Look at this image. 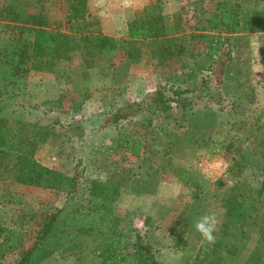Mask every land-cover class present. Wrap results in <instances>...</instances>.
<instances>
[{
    "label": "rangeland",
    "instance_id": "rangeland-1",
    "mask_svg": "<svg viewBox=\"0 0 264 264\" xmlns=\"http://www.w3.org/2000/svg\"><path fill=\"white\" fill-rule=\"evenodd\" d=\"M172 1L134 0L133 10L146 16L144 10L134 8L145 2H162L165 15L180 10L182 19L169 20V31L187 52L205 50L199 33L213 3L236 10L241 20L238 33L222 35L221 54L199 59L209 70L199 72L196 82L188 80L186 69L180 68L186 56L156 64L154 53L140 45L141 61L130 63L124 30L112 32V7L116 5L112 0H91L88 15L94 24L91 29L113 38L115 49L68 51L56 61L52 73L14 74L17 25L0 19V115L11 122L19 119L45 126L49 137L38 143L36 158L68 174L80 172L78 189L69 195L12 181L0 183V225L25 233L21 245L0 259V264H13L32 244L45 213L58 208H63L55 222L62 229L61 246L39 264L97 263L95 246L100 234H80L62 225L64 214L79 204L102 202L89 194L93 180L118 183L119 194L110 201L112 210L106 218L127 240L139 231L162 264H194L195 254L211 245L202 242L195 220L215 213L219 221L216 237L225 200L240 183L243 192H251L255 210L243 223V236L230 239H236L237 252L225 264H246L254 249L264 258V193L259 197L252 193L263 180L264 32L250 27L253 13L264 11V3L187 0L178 7ZM10 2L18 4L23 13L20 23L30 11H43L52 20L65 15L63 0H0V7ZM158 84H164L168 94L174 87L193 92L169 114L151 117L142 111L112 121L114 111L141 104ZM49 101H59L60 107L44 103ZM124 130L141 141L138 157L124 145ZM177 170L186 171L192 181L180 178Z\"/></svg>",
    "mask_w": 264,
    "mask_h": 264
},
{
    "label": "trees",
    "instance_id": "trees-1",
    "mask_svg": "<svg viewBox=\"0 0 264 264\" xmlns=\"http://www.w3.org/2000/svg\"><path fill=\"white\" fill-rule=\"evenodd\" d=\"M65 15L63 19L52 20L43 11L24 13L25 21L20 23L23 16L18 4L2 5L0 19L6 23L17 25L18 47L17 60L13 66L14 74L22 76L30 71L52 73L56 61L65 53L77 49H115L113 39L99 30H92L93 22L89 20L88 0H63ZM264 3V0H257ZM150 5L145 18H133L127 22L129 40L126 46V57L130 63H138L142 57L140 45H146L156 56L158 64L169 61L186 59L180 65L181 70L186 69L187 79L196 82L199 72L209 70L205 61L199 59H212L222 53L225 44L223 34H234L241 30V20L236 10L227 5L215 2L211 6L205 25L199 36L204 38V51L187 52L184 44L175 36L167 33L164 15L160 5ZM14 27V26H13ZM250 27L253 31L264 32V11H255L252 15ZM90 61V60H88ZM89 65L90 62H88ZM164 84H158L150 96L136 107L127 106L112 113V121L126 120L142 111L151 117H160L169 114L177 103H186L187 94L193 92L188 88L174 87L170 93ZM44 103L60 107L59 101ZM79 102L75 106H79ZM185 105V104H184ZM151 117L147 118L148 123ZM49 130L35 122L15 120L11 122L8 117L0 116V182L14 181L16 183L54 189L66 193H75L78 189L80 172L75 170L68 174L61 170L49 167L39 161L36 156L38 143L45 142L49 137ZM124 145L129 147L131 154L138 157L141 150V141L133 133L122 132ZM121 136V137H122ZM263 180L259 188L252 189L257 197L264 193V152L262 155ZM180 178L192 181L186 171L177 170ZM198 186V184H195ZM240 183L231 188L230 195L224 203V218L220 224L215 243L209 247L201 248L194 257V264H225L226 258L236 255L235 240L243 236V223L247 216L255 210L251 202V192H243ZM89 194L99 198V205L79 204L64 214L62 225L76 233L89 235L94 232L100 234L101 240L95 246L99 261L95 264H162L155 256L154 248L143 239L139 231H135L134 239L127 240L115 231L107 214L111 213L110 201L119 194L118 183L91 181ZM63 208L45 213L43 223L38 230L32 244L21 252L13 264H39L61 246L60 229L55 222ZM25 233L19 229L0 225V259L8 252L18 248ZM264 238V219L261 227ZM234 239L231 241L230 239ZM76 245H72V248ZM256 261L264 264L254 250L249 254L246 264Z\"/></svg>",
    "mask_w": 264,
    "mask_h": 264
},
{
    "label": "crops",
    "instance_id": "crops-1",
    "mask_svg": "<svg viewBox=\"0 0 264 264\" xmlns=\"http://www.w3.org/2000/svg\"><path fill=\"white\" fill-rule=\"evenodd\" d=\"M112 1H114L116 3V5L114 7H112V22H113L112 23L113 24L112 25V32L119 31L120 29L121 30L123 29L124 33L126 34V37L129 39L128 30H127V22L133 18H136V17L137 18H145L148 15V13L146 11L147 7L150 5H153V4H150V3L146 4V2H145V4L142 3L141 5H139V3L138 4L136 3V6L134 8H140L141 10H144V12L146 13V16L143 17V16L139 15L140 12H138V11L135 12L133 10L134 0H112ZM90 2H91V0L87 1V9H88ZM172 2H173L172 4H174V6L177 4L178 7L179 6L181 7V4L184 2L187 3V0H173ZM160 5L163 8V9H161V6H160L161 13L164 15V22H165L166 31L169 35L175 36V35H172L169 31V25H170L169 20L175 19L177 22H180V20L182 19V16L179 14L180 10L177 12L176 11L177 9H174L169 15H165V13H167V12H166L165 7L162 4V2H160ZM168 22H169V24H168ZM175 37L177 38V36H175ZM113 41L115 42L114 39H113ZM141 58H140V61H141ZM156 64H158L157 60H156ZM37 72L38 71H30L28 74L31 75L32 73H37ZM0 116H4V115H0ZM8 181H10V180H8ZM12 182H14V181H12ZM0 183H2V182H0ZM14 184L15 185H22V184H19L16 182H14ZM23 186H25V185H23Z\"/></svg>",
    "mask_w": 264,
    "mask_h": 264
},
{
    "label": "clouds",
    "instance_id": "clouds-1",
    "mask_svg": "<svg viewBox=\"0 0 264 264\" xmlns=\"http://www.w3.org/2000/svg\"><path fill=\"white\" fill-rule=\"evenodd\" d=\"M218 218L215 213H206L198 217L194 222L195 230L200 234L202 242L205 244H214L217 230Z\"/></svg>",
    "mask_w": 264,
    "mask_h": 264
}]
</instances>
